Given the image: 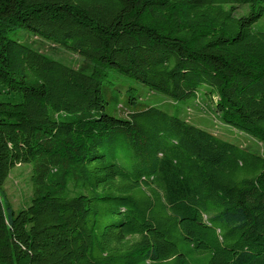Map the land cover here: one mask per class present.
<instances>
[{"label":"trees","instance_id":"1","mask_svg":"<svg viewBox=\"0 0 264 264\" xmlns=\"http://www.w3.org/2000/svg\"><path fill=\"white\" fill-rule=\"evenodd\" d=\"M263 19L264 0H0V86L18 99L0 101V264H264V152L108 74L174 102L206 87L219 121L264 145ZM21 165L33 197L16 211L4 186Z\"/></svg>","mask_w":264,"mask_h":264},{"label":"rangeland","instance_id":"2","mask_svg":"<svg viewBox=\"0 0 264 264\" xmlns=\"http://www.w3.org/2000/svg\"><path fill=\"white\" fill-rule=\"evenodd\" d=\"M255 29L264 31V19L258 23ZM8 37L75 70L92 71V65L88 61L64 48L35 37L28 31L17 30L9 34ZM108 74L109 78L113 79L119 85L118 88L123 93H125L127 89H132L133 92L131 95L135 96L142 103L157 107L170 115L187 120L198 128L211 132L230 143L240 145L248 151L258 154L264 152V145L262 143L239 133L229 126L223 125L219 121L218 113L215 110V104L218 98L214 95L205 97L206 87L201 89L197 98L182 102H174L165 96L152 92L149 88L135 80L126 79L112 71H109ZM0 101L17 103L18 99L6 95L0 86ZM110 114H112L111 111ZM119 116L126 117L123 113H119ZM31 177V166H17L11 171L9 179L4 186V194L16 211L25 209L31 205L33 197Z\"/></svg>","mask_w":264,"mask_h":264}]
</instances>
